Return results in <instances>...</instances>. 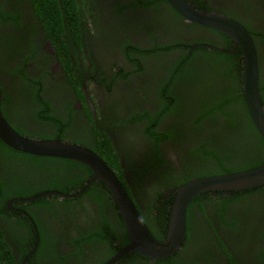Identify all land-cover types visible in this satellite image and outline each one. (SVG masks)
Masks as SVG:
<instances>
[{"label": "flooded vegetation", "instance_id": "obj_1", "mask_svg": "<svg viewBox=\"0 0 264 264\" xmlns=\"http://www.w3.org/2000/svg\"><path fill=\"white\" fill-rule=\"evenodd\" d=\"M9 1L0 0L3 15ZM132 1L140 6L133 10L125 8L120 15L116 5ZM187 1L202 11L227 15L251 34L257 49L259 91L264 104V0ZM83 7L85 10H80L79 16L80 39L77 42L68 35L66 47L60 41L52 42L37 24L25 31L14 59L20 61L26 77L19 73L6 76L0 63L2 89H6H0V110L11 126L26 136H62V140L90 148L104 160L97 147H102L109 159L108 147L118 157L120 168L127 165L124 177L120 179L118 171L108 166L125 188L130 186L138 193L136 203L127 189L149 230L163 239L165 236H160L167 229L159 235L149 226L159 227L164 218L163 204L156 209L165 198L161 194L163 184L171 187L163 190L168 197L171 183L179 184L185 176L220 171L222 166L236 171L253 168V160L264 158L260 135L248 115L243 94L242 52L239 48L229 52L230 36L186 21L165 0H86ZM170 9L172 14L166 12ZM103 27L105 35H111L101 38ZM66 28L69 27L64 24L61 31ZM0 32L7 33L1 28ZM59 37L62 39L63 34ZM126 40H131L130 44ZM166 45L174 48L168 54L164 51ZM164 64L177 68L174 80L166 79V83L158 82L161 75L167 74ZM137 113L141 120L131 122ZM148 118L155 123L148 125ZM151 127L160 136L168 133L172 137L156 140ZM180 135L186 149L180 148ZM156 143V156L162 161L154 160ZM193 149L197 153L193 157L187 155ZM131 160L142 171V184L131 177L135 171L129 167ZM150 162L156 165L148 166ZM82 165L67 169L74 175L66 186L72 192L67 197L76 198L77 203L64 204L62 218L51 217L52 220L48 216L50 208L42 206L35 210L29 205L40 197L26 198L48 191L55 171L30 162H25L21 169L0 141V203L11 215L0 213V244L8 247L0 251V264H100V259L128 243L111 192L104 194L103 186L96 187L93 181L83 193L75 195L91 176H85ZM57 179L51 190L63 193L61 178ZM243 189H235L239 193L221 190L222 198L212 195L215 200L205 199L188 207L190 225L187 229L186 224V236L176 261L165 262L127 251L113 263L255 264L258 256L264 264V187L244 192ZM97 191L104 197L110 195L114 205L104 202L102 209L97 203ZM226 197L233 200L226 202ZM218 202L224 207H219ZM26 208L42 220L44 238ZM101 213L105 215L103 228L110 231L107 241H100L98 232L102 229Z\"/></svg>", "mask_w": 264, "mask_h": 264}, {"label": "water", "instance_id": "obj_2", "mask_svg": "<svg viewBox=\"0 0 264 264\" xmlns=\"http://www.w3.org/2000/svg\"><path fill=\"white\" fill-rule=\"evenodd\" d=\"M165 1L186 21L221 31L230 36L232 48L229 52L237 48L241 50L243 56V94L248 115L264 141V104L261 101L259 91L257 49L251 34L242 24L227 15L202 11L195 8L187 0ZM0 141L13 150L33 156L69 159L85 165L91 172V176L87 184L75 192V195L83 193L93 181L101 180L106 184L117 204L129 241L103 264H112L127 251L136 252L153 259L169 257L182 246L186 236L187 209L195 196L204 191L235 190L264 184V161L253 168L189 179L176 189L170 208L167 233L163 239H159L149 230L125 186L105 160L95 151L83 145L58 138H32L21 134L5 120L1 110ZM55 194L62 197L70 196V194L60 193L56 190H48L26 199Z\"/></svg>", "mask_w": 264, "mask_h": 264}, {"label": "trees", "instance_id": "obj_3", "mask_svg": "<svg viewBox=\"0 0 264 264\" xmlns=\"http://www.w3.org/2000/svg\"><path fill=\"white\" fill-rule=\"evenodd\" d=\"M85 1L86 0H10L8 9L5 10L4 15H3L2 10H0V24H1L0 28L2 29V31L4 29L7 31L6 34H3V33L0 32V39H4L5 38V41H0L1 42V46H0V63L3 64L2 65V69L4 70L5 75L6 76L7 75H11L12 77H14V76H16L17 73H19V75H21L22 77L25 76V73L21 71V67L19 66L20 65V61L17 62L14 59V57H15V52H16V46L17 45H22L21 44V40L25 36V31H28V30L31 29L30 26H35V24H37L40 27V30L42 32L44 31V33L47 35V37L52 42H55V44H58L56 41H60L59 44H62V46L66 47L69 44V43L66 42V38L70 34L72 35L74 40H76L78 42V40L80 39L79 35H78L80 33V31L78 30L79 20H80L79 19L80 10H85V8L83 7V4L85 3ZM136 6H140V4L137 1H132L131 4H126L124 6H123V4L118 3L116 5V8H117V11L120 13V15H122L123 14V12H122L123 9L130 8V9L133 10V9H136L135 8ZM166 12L172 14L173 10H171V9L170 10H166ZM64 24H67L68 27H69V28H66V29H68L67 31H66V29L64 31H61V28H62V26ZM21 31H23V33H22L21 37L19 38V33ZM60 33L63 34L62 39L59 37ZM109 35H111V34H109ZM109 35H105L104 37L109 36ZM108 38H109V40H111L110 37H108ZM130 41L131 40H126V42L129 43V44H130ZM197 41L198 40H196L194 42L196 43ZM11 42H13V43H11ZM133 47H135L138 51L141 50V48L138 47V46H134L133 45ZM133 47H130L129 49H133L134 50ZM172 49H174V48L173 47L170 48V47H168L166 45L165 49H164L165 54H168ZM200 50H201V48H200ZM149 54H151V53H149ZM157 54L158 53H155V55H157ZM25 56L29 57L28 54L25 55ZM35 56H36V54L34 53L33 57H35ZM9 62H12V63L9 65L8 64ZM163 67H164L165 72H167V74L166 75H161L159 77V79H158V82L161 81V82L166 83V79L174 80L173 76H174V72L177 71V68H175L174 66L172 67V66H170L168 64H164ZM2 69L0 68V71H2ZM72 74H73V72H72ZM2 85H3L2 79H0V89H2ZM11 87H13V86H11ZM156 88L158 89L157 86H156ZM159 89H160V85H159ZM2 90L6 91V89H2ZM157 91H159V90H157ZM165 112H166V110H165ZM142 116H145V114L142 115ZM147 116L150 118L149 115H147ZM149 118L147 119L148 120V125H151V123H153L154 121H151ZM130 120H131V122L140 121L141 120L140 119V113L135 114ZM154 127L157 128L156 126H154ZM154 127H151L150 130H151L152 137L155 138L156 140H160V138H163L165 136L167 138H171L172 137V135L168 134V133H166V135L160 136L159 132L157 130H155ZM252 129H254L253 126H252ZM256 135L259 136L258 134H256ZM173 138H178V137L175 136ZM259 138H260L259 139L260 144L264 148V141H263V139L260 136H259ZM59 139H62V136H60ZM180 142H181L180 148L186 149L187 146L185 144V141H184V138H183L182 135H180ZM3 145H4V147H6V151L9 152L10 156L12 157V159L18 160V163H19L18 167H20L21 169L24 166L25 162H30L36 167H41L42 166V167H45L48 170L55 171L56 174H53V176L51 177L52 178L51 181H50L51 186H50L49 190L53 189L54 185L56 186L55 180L57 181L58 180L57 178H61V171H66L72 165H74V166L82 165L81 163H79L77 161L69 160V159H61V158H56V157H52L51 158V157H44V156H33V155H30V154H26V153H23V152H20V151L13 150L10 147H8L7 145H5L4 143H3ZM103 145L106 146L105 144H103ZM155 147H157V143L155 144ZM97 149L100 152L103 153V157L105 158V161H106L107 165H110V166L114 167L118 171L117 173L119 175V178L122 179V176L124 177V169H126L127 165H124L125 168H120L119 167V159H118V157L116 158L115 154L112 153L108 149V147H107V151H108L107 154L109 155V159L105 156V154L103 152L104 150H103L102 147L98 146ZM157 152H158V147L154 150V153H155L154 160L155 161H162L161 158L156 156ZM261 152L264 154V150H262ZM196 153H197V151H195V149H193L192 151L187 153V155L190 154V156L193 157V154H196ZM13 154L15 155V157H14ZM208 154H210V153H208ZM187 160H189V158ZM263 161H264V158H262V159L260 158L256 162H255V160H253V163H255V166H258ZM130 162H129V167H133V170H135L133 175H131V177H134L133 179L136 181L137 184H142L143 183V178H142V176L139 177L140 176L139 172H142V171L141 170L138 171L135 168V163H134L133 160H131ZM188 163L189 162H187L185 164H188ZM154 165H156V164H154L153 162H150L148 166H154ZM82 166L85 167V176L91 174V172L89 171V169L85 165H82ZM225 168H227V167L222 166L220 171L206 172V173L196 174L195 176H185L182 179V182H180L179 184L171 183L173 188L170 191V194L168 195V197H166L165 192L163 190H165V189L170 190L171 187H170L169 184H167V185L163 184L162 188H161V194L164 195L165 198H164V201L163 200L160 201V200H158V197H157V200L160 201L159 202L160 206L159 207L156 206V209L159 210L161 205L163 204L164 211H161V212L164 213L163 214L164 218L161 220V225L159 227H157V228H155L153 224H149V226L152 228V231H154V233H155V230H156L157 233L159 235H161V233H163L164 230L167 229V227H168V219H169V208L171 207L170 205L172 204V200L174 198L173 197L174 196L173 193L175 192L176 187H178L180 184L186 182L187 180H189L192 177H198V176H204V175L206 176V175L214 174V173H218V172L219 173H227V172L236 171V170H233L232 168L231 169H225ZM145 169H147V168H145ZM188 174H190V173H188ZM67 177L68 176L65 177V182L64 183H69L70 177L74 178V175L69 174V178H67ZM148 178H149V176H148ZM58 184L61 186L60 183H58ZM92 184L95 185L96 187L103 186L102 192L104 194H106V195H107V193L110 192V190L108 189L106 184H104V182L101 181V180L95 181ZM62 185H63V181H62ZM259 187L263 188L264 184L260 185V186H256V187H251V188H248V189H243L241 191H243V192L246 191V190L250 191L252 189H256V188H259ZM126 188L128 189V192L133 197V199L137 200V201H135L137 203L138 202L137 198H140L138 193H136L134 191V189L132 187H130V186H126ZM62 191L71 193L68 188L66 190H62ZM87 191H90V189H88ZM235 191L236 192H234V191H229V192L227 191V192L228 193H239V191H237V190H235ZM32 192L39 193L37 190H33ZM143 192H144L143 193V195H144L145 194V190ZM222 192L223 191H221V190L204 191V192L198 194L197 196H195L192 199L191 203L189 204V207L194 205V203H196L198 201L202 202L205 199H209L210 201L211 200H215V199L212 198V195H216L217 194V197L220 199V198H222V195H221ZM100 193H101V191L98 192L100 198L99 197H96V198H99V199H97V203H98V205L100 207H102V209H103V206H104V202L108 203L109 205L110 204L114 205V201H113V199H112V197L110 195L108 197H104ZM28 194H29V192H28ZM88 195L91 196L90 193H88ZM142 196H141V198H142ZM223 199L226 202H228L231 199V197L230 198L226 197V198H223ZM231 200H233V199H231ZM69 201H72L75 204L77 203V199L76 198L73 199V197L60 198L58 195H48L46 197H40V198L34 200L33 204L29 203V205L34 207L35 210L38 207H42V206L50 208L49 214H48L49 218L52 217V218L56 219V218H62L63 205L66 204L67 202L69 203ZM218 204H219V207H224V205L222 203L218 202ZM22 207L25 208V206H22ZM148 207H150V206H148ZM167 207H168V210H166ZM188 210L189 211L186 214L187 229H188V226L190 225L188 223L189 220H190V208ZM27 211H28L29 215L33 219L35 218V220H36V222L38 224L39 233H40V235H42V238H44V236H45V232H44L45 228L44 227L42 228V226L40 225L42 220L34 215V211L32 209H27ZM0 213H2L4 216L8 215L7 217H11V215L7 212V209H5L4 205H2L1 203H0ZM104 217H105L104 213H101V220H103ZM52 220H54V219H52ZM103 227H104V220L102 222V229H98V232L100 233V241H107L108 240L107 236L110 234V231H109L108 228L106 229V228H103ZM164 233L160 237L163 238L165 236V234H166V233L165 234ZM41 243H42V241H41ZM5 248H8L6 246V244L5 243H1L0 244V251L2 249H5ZM179 252H181V251H176L173 255L169 256L168 258H162V261H165V262L166 261H168V262L169 261H172V262L176 261V258L179 257ZM110 253L111 254L107 255L106 258L100 259V264L102 262H104L105 260H107L108 258H110V256L112 254H114L115 251L114 252L112 251ZM258 254L260 255L261 252H259ZM1 255L3 257H7V254L4 253V252H2ZM261 256H262V254H261ZM256 259L257 260H256L255 264H262V261H261V259L258 256H256ZM120 260H121V258H120ZM262 260H264V257L262 258ZM172 262H170V263H172ZM113 264H119V262L113 263ZM182 264H192V263L183 262Z\"/></svg>", "mask_w": 264, "mask_h": 264}, {"label": "rangeland", "instance_id": "obj_4", "mask_svg": "<svg viewBox=\"0 0 264 264\" xmlns=\"http://www.w3.org/2000/svg\"><path fill=\"white\" fill-rule=\"evenodd\" d=\"M105 33H106V29H105L104 27L101 28V34H102L101 38H104ZM1 40H2V39H0V41H1ZM0 46H1V42H0ZM188 164H189V163H188ZM190 170H191V169H190ZM190 170H188L189 173H190ZM69 174H70V172H67V170H66V171H61V181H63V179H64L66 176H69ZM67 185H68L67 183H64V184H63V187H62V190H65Z\"/></svg>", "mask_w": 264, "mask_h": 264}, {"label": "clouds", "instance_id": "obj_5", "mask_svg": "<svg viewBox=\"0 0 264 264\" xmlns=\"http://www.w3.org/2000/svg\"><path fill=\"white\" fill-rule=\"evenodd\" d=\"M140 48H141V47H140ZM99 156L101 157V155H99ZM101 158H102V157H101ZM105 162H106V161H105ZM209 175H211V174H209ZM116 176H117V175H116ZM204 176H205V175H204ZM198 177H200V176H198ZM192 178H194V177H192ZM190 179H191V178H190ZM187 181H188V180H187ZM184 183H185V182H184ZM182 184H183V183H182ZM182 184H180V185H182ZM180 185H179V186H180ZM179 186H178V187H179ZM178 187H176V189H177ZM126 189H127V188H126ZM63 193H65V194H69L68 192H65V191H63ZM71 194H72V192H71ZM58 196H59V195H58ZM60 198H67V196H66V197H62V196H61ZM182 243H183V242H182ZM177 251H178V250H177Z\"/></svg>", "mask_w": 264, "mask_h": 264}, {"label": "bare ground", "instance_id": "obj_6", "mask_svg": "<svg viewBox=\"0 0 264 264\" xmlns=\"http://www.w3.org/2000/svg\"><path fill=\"white\" fill-rule=\"evenodd\" d=\"M135 205V204H134Z\"/></svg>", "mask_w": 264, "mask_h": 264}]
</instances>
